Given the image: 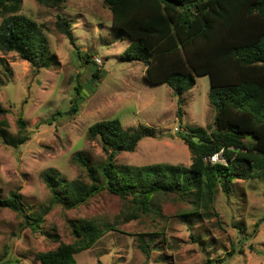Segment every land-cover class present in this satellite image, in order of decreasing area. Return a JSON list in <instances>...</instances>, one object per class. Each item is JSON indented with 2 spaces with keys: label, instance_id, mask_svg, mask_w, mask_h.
<instances>
[{
  "label": "rangeland",
  "instance_id": "374dc122",
  "mask_svg": "<svg viewBox=\"0 0 264 264\" xmlns=\"http://www.w3.org/2000/svg\"><path fill=\"white\" fill-rule=\"evenodd\" d=\"M19 11L43 24L59 64L35 69L16 52L0 50L12 69L0 86V102L7 108L0 119L15 134L22 115L29 130V138L17 147L0 139V196L15 190L26 214L43 213L40 227L33 230L20 213L0 206V264L4 258L10 259L7 264H41L36 252L73 241L71 220L80 218L109 222L113 228L77 252V264H206L207 258L216 264H264V175L236 178L230 192L217 185L207 205L179 192L158 193L143 211L134 208L132 195L121 197L107 189L74 207L50 204L45 170L88 180L73 155L82 152L91 163L105 159L100 139L87 135L89 125L100 119L118 117L124 127L140 124L155 131L134 150L120 151L115 162L190 164L192 154L180 135L190 126H213L210 77L195 76L179 109L178 96L167 83L148 82L142 61L121 57L129 39L113 34L103 0H65L58 6L23 0ZM59 15L69 21L74 44L57 28ZM85 51L91 55L88 62L79 58ZM97 68L98 78L92 74ZM90 79L78 102L76 86L81 90ZM75 97L77 109L65 113ZM143 240L150 243L149 252L142 249Z\"/></svg>",
  "mask_w": 264,
  "mask_h": 264
},
{
  "label": "trees",
  "instance_id": "16d2710c",
  "mask_svg": "<svg viewBox=\"0 0 264 264\" xmlns=\"http://www.w3.org/2000/svg\"><path fill=\"white\" fill-rule=\"evenodd\" d=\"M23 0H0V50L14 51L35 69L58 65L50 50L43 24L20 12ZM58 6L65 0H37ZM111 12L113 34L128 37L121 52L127 60L144 63V79L151 83L165 82L178 96L195 83V76L208 74L209 101L214 107L213 126H190L180 137L187 144L190 164L152 162L138 165L115 162L120 151H132L144 136H155L152 127L140 124L124 127L118 117L91 123L89 138L98 137L106 153L101 162L90 160L78 152L73 160L84 169L88 180L66 179L51 169L43 180L50 190V204L74 207L86 202L97 192L107 191L121 197L132 195L135 209L148 210L158 193L179 192L194 197L198 204L211 203L220 185L230 192L234 179L264 175V0H103ZM56 26L72 44L75 43L69 21L58 16ZM78 51H80L78 49ZM79 58L91 60L87 51ZM82 61V62H83ZM12 69L0 56V86ZM99 69L93 75L100 76ZM8 79V78H7ZM80 84L76 86L80 92ZM77 97L65 111L77 109ZM7 108L0 102V113ZM57 113H63L60 110ZM18 129L11 134L0 119V139L17 147L29 138L22 115L16 119ZM248 134L250 136H248ZM197 135L200 141H195ZM222 150L225 162H210L204 157ZM192 200V199H191ZM0 206L9 207L24 217L26 225L37 230L43 213L32 216L23 210L21 194L15 190L0 196ZM45 211V209H43ZM136 216L135 213L131 214ZM75 239L60 242L56 247L36 252L41 264H77L75 254L91 246L113 224H99L93 219L71 220ZM149 252L148 241L140 244ZM220 260V259H219ZM10 263L9 258L2 260ZM206 264H216L207 258Z\"/></svg>",
  "mask_w": 264,
  "mask_h": 264
},
{
  "label": "built area",
  "instance_id": "2783aa9c",
  "mask_svg": "<svg viewBox=\"0 0 264 264\" xmlns=\"http://www.w3.org/2000/svg\"><path fill=\"white\" fill-rule=\"evenodd\" d=\"M204 159L209 160L210 162H225V158L222 155V150L216 151L206 157Z\"/></svg>",
  "mask_w": 264,
  "mask_h": 264
},
{
  "label": "water",
  "instance_id": "95a60500",
  "mask_svg": "<svg viewBox=\"0 0 264 264\" xmlns=\"http://www.w3.org/2000/svg\"><path fill=\"white\" fill-rule=\"evenodd\" d=\"M92 81H93V79H90V80L85 81L84 86H83V87L81 88V90H80V96H79V98H78V102L80 101L81 97L83 96L82 92L85 91L86 88L90 86V83H91ZM248 136H250V135L248 134ZM193 139H194L195 141H200V140L198 139V136H197V135H194V136H193Z\"/></svg>",
  "mask_w": 264,
  "mask_h": 264
},
{
  "label": "crops",
  "instance_id": "0c3cea01",
  "mask_svg": "<svg viewBox=\"0 0 264 264\" xmlns=\"http://www.w3.org/2000/svg\"><path fill=\"white\" fill-rule=\"evenodd\" d=\"M128 43H129V41H128ZM145 66V65H144Z\"/></svg>",
  "mask_w": 264,
  "mask_h": 264
}]
</instances>
